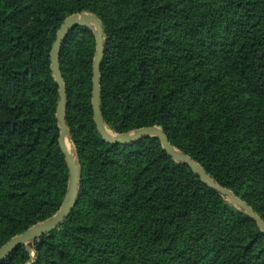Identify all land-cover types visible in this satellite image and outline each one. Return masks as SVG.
Instances as JSON below:
<instances>
[{"label":"trees","instance_id":"16d2710c","mask_svg":"<svg viewBox=\"0 0 264 264\" xmlns=\"http://www.w3.org/2000/svg\"><path fill=\"white\" fill-rule=\"evenodd\" d=\"M84 11L103 27L107 128L159 126L264 222V0H0V247L67 196L50 49L63 20ZM93 32L75 26L59 49L79 164L74 206L1 264H264L257 222L156 137L101 138Z\"/></svg>","mask_w":264,"mask_h":264},{"label":"water","instance_id":"95a60500","mask_svg":"<svg viewBox=\"0 0 264 264\" xmlns=\"http://www.w3.org/2000/svg\"><path fill=\"white\" fill-rule=\"evenodd\" d=\"M75 26H86L94 29L96 37L95 54L92 62V97L91 105L93 110V121L96 129L101 135V138L106 142L111 143H129L138 138L145 136L156 137L164 151L175 161L185 162L190 170L207 185L218 190L222 196L229 199L231 204L239 206L245 213L252 217L258 227L264 231V222L261 218L249 207L243 200L233 194V192L225 187H221L217 183L211 181L203 168L194 162L188 155L181 153L173 147L167 136L163 133L162 129L157 126L142 127L132 133H111L104 125L101 112H100V88H99V65L103 56V29L102 25L93 13L82 12L80 14H72L66 17L59 26L55 40L50 49V68L53 73V78L58 86L59 100L56 107V119L59 125V147L62 150L65 161L70 169L69 173V189L64 202L59 209L49 218L44 221L38 222L23 232L12 236L7 242L0 247V264L5 258L20 244L38 239L44 234L57 229L68 216L69 212L74 206L75 197L77 194V187L79 183V164L73 160L72 155L67 151L63 137L68 135L67 126L65 124V86L59 70V49L62 41L67 36L68 32Z\"/></svg>","mask_w":264,"mask_h":264},{"label":"bare ground","instance_id":"6f19581e","mask_svg":"<svg viewBox=\"0 0 264 264\" xmlns=\"http://www.w3.org/2000/svg\"><path fill=\"white\" fill-rule=\"evenodd\" d=\"M68 138H69L68 135L65 134L63 137V140L65 142V146H66L67 151L70 153V155H72L73 160L75 161L76 159H75V155H74V149H73V146H72V144Z\"/></svg>","mask_w":264,"mask_h":264},{"label":"rangeland","instance_id":"374dc122","mask_svg":"<svg viewBox=\"0 0 264 264\" xmlns=\"http://www.w3.org/2000/svg\"><path fill=\"white\" fill-rule=\"evenodd\" d=\"M84 12H87V13H91V12H88V11H84ZM82 13V12H81ZM80 14V13H79ZM98 18V17H97ZM99 19V18H98ZM99 21H100V19H99ZM100 23H101V21H100ZM102 25V24H101ZM89 28V27H88ZM93 31H94V29H93V27L91 28ZM102 29H103V27H102ZM69 33V32H68ZM94 33V35H95V32H93ZM66 38V37H65ZM96 38V37H95ZM100 81V80H99ZM99 88H100V86H99ZM65 108H66V106H65ZM105 125V124H104ZM105 127H106V129L108 130V131H110L108 128H107V126L105 125ZM157 127H159V126H157ZM140 129V128H139ZM138 130V129H137ZM137 130H131V131H129V132H127V133H132V132H134V131H137ZM111 133H114V132H112V131H110ZM69 137V136H68ZM69 139V138H68ZM70 140V139H69ZM70 142H71V140H70ZM71 144H72V142H71ZM72 146H73V144H72ZM73 149H74V155H75V161H77L78 162V160H77V158H76V154H75V148H74V146H73ZM177 149V148H176ZM178 150V149H177ZM30 242H32V241H30ZM30 242H27L25 245H27L28 246V244L30 243ZM32 254H33V252H32Z\"/></svg>","mask_w":264,"mask_h":264}]
</instances>
